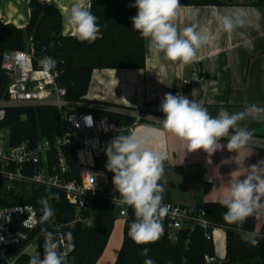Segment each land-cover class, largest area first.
Here are the masks:
<instances>
[{
    "label": "trees",
    "instance_id": "trees-1",
    "mask_svg": "<svg viewBox=\"0 0 264 264\" xmlns=\"http://www.w3.org/2000/svg\"><path fill=\"white\" fill-rule=\"evenodd\" d=\"M133 3L134 0H89V8L98 17L101 32L100 38L91 44L78 41L72 34H64L61 11L53 3L32 8L24 28L19 29L12 24L0 22V62L4 52L32 50L33 67L45 68L41 61L50 57L56 62L50 69L60 73L58 83L65 89L67 101L101 105L86 98L94 71H140L145 68V40L132 29L130 20L137 11L131 6ZM180 3L181 8L225 5L220 0H180ZM248 5L263 10L264 27V0H253ZM7 84L8 77L0 69V101L5 98ZM121 109L125 112L94 108L79 110L90 111L96 118L106 119L119 130L133 127L135 118L128 112L134 110L122 107ZM3 130L8 132L10 147H16L23 142L34 146L43 139L53 142L60 134L58 113L51 107H7L0 118V131ZM60 154L68 179L65 181H71L70 179L76 178L78 174L73 149L68 145L62 146ZM46 156L48 169L52 172L51 168L58 164V151L53 148ZM209 187L208 184L203 185V195L208 192ZM41 198H45L54 210L52 219L43 223L40 219L41 205L37 203ZM23 204L30 205L36 210L38 227L32 237H37L41 255L43 252L41 239L44 233L49 231L62 237L68 257L65 264H96L105 250L114 226L115 207L110 201H94L90 215L84 214V217L91 218L89 227L75 224L73 228L57 229L58 226L72 221L76 214L75 208L67 204L61 190L55 188L47 190L30 184L27 190L7 192L0 180V208ZM193 209L202 210L205 218L212 224L207 233L201 228L194 227L192 230L178 232L176 240L165 235L157 242L140 246L127 235L129 225L135 219L133 209H129L122 217V242L114 264H144L147 258H151L155 264H207V258H213V264H264V222L255 231V215L250 216L238 230L237 225L224 221L223 214L226 209L219 203H202ZM216 228L224 232L222 259H215L214 254L211 232ZM242 232L255 233L258 244L252 246L244 241ZM69 244H73L74 248H69ZM23 247L13 248L9 255L16 256ZM144 248L148 249L147 257L141 255ZM29 257L26 255L18 257L17 263L28 264ZM0 264H4L3 259H0Z\"/></svg>",
    "mask_w": 264,
    "mask_h": 264
},
{
    "label": "clouds",
    "instance_id": "clouds-1",
    "mask_svg": "<svg viewBox=\"0 0 264 264\" xmlns=\"http://www.w3.org/2000/svg\"><path fill=\"white\" fill-rule=\"evenodd\" d=\"M131 6L137 9L136 15L130 18L132 29L147 42L149 51L162 54L169 61L191 64L198 50L211 42V34L200 31L198 23L177 27L175 21L182 7L180 0H134ZM213 15L229 35L246 23L243 13L217 12ZM64 22L80 42L91 44L101 36L98 17L80 3L71 5ZM41 63L50 68L56 62L46 57ZM159 110L163 113L162 119L148 116L159 125L158 128L139 125L126 131L119 130L104 149L105 167L113 174L112 185L118 194V202L134 211L135 219L127 233L134 243L138 246L154 243L164 234L162 220L170 208L163 203L165 188L160 183L164 177L166 155L154 145L163 148L169 135L185 143L187 152L203 150L209 158L225 148L236 153L232 161L237 166L233 172L238 175L228 181L227 195L219 200L221 207L226 209L223 214L225 222L237 225L239 230L250 216L264 210V159L251 165L245 163L249 157L243 152L253 140V132L241 123L249 118L264 121V106L247 105L241 112L221 108L212 116L202 100L165 93ZM37 203L41 205V222L51 220L54 210L47 200L41 198ZM241 235L250 245L258 244L255 233L242 232ZM68 247L74 248V245ZM42 249V255L40 251L35 252L29 257L28 264H64L67 252L61 249L56 234L44 233ZM147 254L148 249L144 248L141 255L147 257ZM144 264L155 262L147 258Z\"/></svg>",
    "mask_w": 264,
    "mask_h": 264
},
{
    "label": "crops",
    "instance_id": "crops-1",
    "mask_svg": "<svg viewBox=\"0 0 264 264\" xmlns=\"http://www.w3.org/2000/svg\"><path fill=\"white\" fill-rule=\"evenodd\" d=\"M70 1L71 4L80 3L89 8V0ZM249 2L250 0L247 3L236 4L229 1L228 3L223 2L225 5L221 7L180 8L175 21L178 28L198 23L199 30L209 32L212 37L208 45L198 50L197 57L191 64L183 65L180 62H172L165 59L162 54L151 52L145 41L146 54L143 70L94 71L86 98L91 102L118 106L115 102L106 101L105 95H99L105 89L104 86L110 84L112 80H116L120 89L126 93L129 91L138 93V98L141 99L143 106L140 111L158 119L163 118L159 105L165 93L182 94L189 99L202 100L212 116L217 115L221 108L229 112H241L247 105L264 106L263 10L261 8V12L254 10L252 6L248 5ZM58 8L62 11L63 17L65 8L59 6ZM233 8H237L244 14L246 23L229 35L217 24L213 13L231 15L226 11ZM27 15L29 17V11ZM4 23L9 24L8 22ZM26 24L27 22H24L16 28H24ZM63 27L65 33L72 34L73 30L69 25H63ZM185 82L187 85L184 84ZM93 85H96L97 92L95 93L92 91ZM130 109L138 111L136 108ZM119 111L125 112L122 109ZM153 122L155 121L153 120ZM241 123L242 126L246 125L253 132L254 141L264 143V121H255L249 118ZM226 142L221 141L225 144ZM154 147L165 153L164 163L167 166L191 167V170H197L195 175L199 184L202 185L197 203L195 201L196 204L186 205V199H183L178 205L194 207L202 203H219V200L227 195L228 181L235 179V176L238 175L233 172L237 167L232 161L236 153H230L226 148L217 151L209 158L203 150L187 152V145L170 135L166 138L163 148H160L159 145H154ZM243 155L249 157L245 161L246 164H254L264 159V145L251 142L244 150ZM101 169L106 171L103 166ZM204 184H208L210 187L208 192L203 195ZM163 197V201L177 204L172 200L170 191H164ZM192 198L196 200V195ZM263 222L264 210H261L255 215V231ZM121 242V226L120 228L113 227L105 250L96 264H114ZM215 259L218 258L215 257Z\"/></svg>",
    "mask_w": 264,
    "mask_h": 264
},
{
    "label": "built area",
    "instance_id": "built-area-1",
    "mask_svg": "<svg viewBox=\"0 0 264 264\" xmlns=\"http://www.w3.org/2000/svg\"><path fill=\"white\" fill-rule=\"evenodd\" d=\"M44 3H41V6ZM0 22L4 23L1 19ZM5 24V23H4ZM33 51H7L1 56L0 69L7 75L8 84L5 98L0 101V112L7 107H51L59 117L60 134L50 142L40 140L34 146L23 142L16 147L8 145V136L0 131V180L4 190L20 192L27 190L30 184L49 189H59L63 192L68 205L75 208L74 219L58 226L73 228L75 224L83 227L91 225V218L84 217L92 211L95 200H108L117 210L119 217H124L131 207L118 202V194L113 196L100 195L101 188L108 183L105 170L98 165L101 154V137L119 131L113 123L104 118H96L90 111H81V108H90L84 104L71 103L65 99L66 91L59 86L60 73L50 68H34L32 65ZM187 85V83H184ZM92 109V108H91ZM105 110L102 107H94ZM1 115V117H2ZM136 126L144 120V112L133 116ZM131 128V127H130ZM257 145L263 142L251 141ZM73 149L74 160L77 166V177L65 181L66 172L64 160L60 154L62 146ZM53 148L58 151V164L48 169L47 153ZM117 197V199H113ZM169 205V213L163 218L164 234L176 240L178 232L192 230L194 227L207 231L212 224L205 218L202 210L185 207L163 201ZM38 227L36 210L30 205H12L0 208V259L5 264H18L20 256H31L39 251V242L33 232ZM61 249L65 250L62 237L56 234ZM44 236L41 239L43 243ZM17 246H24L16 255H9ZM31 249V253L28 252ZM68 260L66 255L64 264ZM213 258H207L206 263L212 264Z\"/></svg>",
    "mask_w": 264,
    "mask_h": 264
},
{
    "label": "rangeland",
    "instance_id": "rangeland-1",
    "mask_svg": "<svg viewBox=\"0 0 264 264\" xmlns=\"http://www.w3.org/2000/svg\"><path fill=\"white\" fill-rule=\"evenodd\" d=\"M221 1L225 3H228L230 1L236 4H243V3H247L249 0H221ZM250 1H253V0H250ZM70 2H71L70 0H46V2L45 0H31V1L30 0H0V19L3 22H8L9 24H12L15 27L20 26L24 24V22L28 21V15H27L28 11H30L32 8L41 6V3L42 4L44 3V5L48 3H53L57 7L58 6L64 7L65 8V11L63 12L64 14L63 18H64L68 9L72 5ZM253 8L256 11L261 12L260 11L261 9L259 7H253ZM226 12L229 14L241 13V11H238L237 8H233L232 10L230 9ZM63 25H67L64 22V19H63ZM64 34L67 35L69 33L64 32ZM27 47L28 46H26V48ZM104 88L105 89L99 95L100 96L105 95L107 99L106 101H111L112 103L115 102L117 103L118 106H114V105L108 106V105L101 104L100 107L105 108L112 112H121L119 111V109L121 110V107L138 109V111L134 110L133 113L128 112L129 115L131 116H135L137 114L144 112V111H140L143 106L141 105V99L138 98V93L131 92V91L126 93L124 90L120 89L119 84L116 80H112V82L104 86ZM92 91L94 93L97 92L96 85H93ZM92 96L95 97V95L93 94ZM86 106L90 108H94L99 105L88 103L86 104ZM1 115L2 113L0 112V118H1ZM144 115L146 116V118L142 120L144 122L143 123L139 122L136 126L147 124L150 126L157 127L158 124L153 122L152 118L148 117L147 114H145V112H144ZM1 133L6 137L8 136V132L6 130L1 131ZM116 134L117 132L111 135H108V136L101 137L100 140H101L102 149H101L100 159L98 161L99 167L103 166L106 169L105 165H106L107 159L104 153V149L106 148L108 142ZM164 169H165L164 177L160 181V183L163 184L165 191L168 190L171 192L172 200L178 204V203H181V200L186 199V203H185L186 205L196 204L199 196L201 195V191H202V185L199 184L197 180V176L195 175V172L197 170H191L192 169L191 167H169L165 163H164ZM106 173H107L109 180H108V183L104 187L101 188L100 195L110 197L117 193H115L113 185H112L113 174L108 171ZM194 195H196V200H193L192 198ZM120 226L122 229L123 220H122V217L118 216L117 210L115 209L113 227L120 228ZM211 237L214 243L215 257L218 259L223 258V255H224V232L223 230L220 228L213 229L211 232ZM28 252L31 253V249H28Z\"/></svg>",
    "mask_w": 264,
    "mask_h": 264
}]
</instances>
